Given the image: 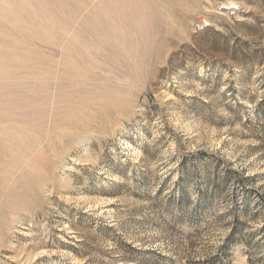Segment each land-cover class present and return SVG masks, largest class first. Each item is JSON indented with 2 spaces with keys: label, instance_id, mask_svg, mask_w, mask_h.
<instances>
[{
  "label": "rangeland",
  "instance_id": "rangeland-1",
  "mask_svg": "<svg viewBox=\"0 0 264 264\" xmlns=\"http://www.w3.org/2000/svg\"><path fill=\"white\" fill-rule=\"evenodd\" d=\"M0 264H264V0H0Z\"/></svg>",
  "mask_w": 264,
  "mask_h": 264
},
{
  "label": "bare ground",
  "instance_id": "bare-ground-1",
  "mask_svg": "<svg viewBox=\"0 0 264 264\" xmlns=\"http://www.w3.org/2000/svg\"><path fill=\"white\" fill-rule=\"evenodd\" d=\"M136 2V1H135Z\"/></svg>",
  "mask_w": 264,
  "mask_h": 264
}]
</instances>
